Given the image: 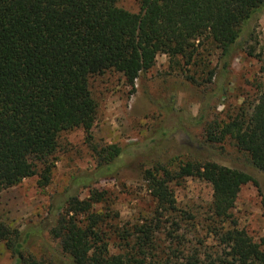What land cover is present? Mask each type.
<instances>
[{"label":"trees","instance_id":"trees-1","mask_svg":"<svg viewBox=\"0 0 264 264\" xmlns=\"http://www.w3.org/2000/svg\"><path fill=\"white\" fill-rule=\"evenodd\" d=\"M118 2L0 0V192L35 175L46 186L50 169L38 166L54 153L60 134L90 132L97 112L89 87L92 76L113 71L133 89L160 54L196 66L202 53L215 50L216 65L205 66V78L187 77L205 87L198 113L178 109L173 100L161 102V126L141 143L94 149L95 170L72 176L62 192L52 194L40 223L19 230L0 219V242L10 253V264H264V240H254L234 217L239 191L252 178L190 159L173 171L160 163L144 170L152 216L121 232L119 252L109 253L112 236L104 226L116 216L93 211L105 192L93 189L81 200V190L129 163L154 157L184 124L207 126L208 143L232 139L264 172V60L247 39L264 0H139L137 13ZM239 51L262 61V75L253 84L255 99L227 121L207 124L209 110L226 94L231 62ZM187 177L212 187L207 231L212 244L196 233L189 238L183 227L189 216L178 209L170 183ZM46 234L58 242L67 263L37 258L29 250Z\"/></svg>","mask_w":264,"mask_h":264},{"label":"rangeland","instance_id":"rangeland-1","mask_svg":"<svg viewBox=\"0 0 264 264\" xmlns=\"http://www.w3.org/2000/svg\"><path fill=\"white\" fill-rule=\"evenodd\" d=\"M119 7L131 12L139 11V0H119ZM249 46L261 54L264 60V10L256 16L248 28ZM198 64H186L181 58L170 59L158 55L154 66L141 73L133 89L126 85L124 78L113 71L89 78V87L97 104L96 119L89 133L83 129L62 132L56 150L44 167L50 169L46 186L39 185V176L23 179L19 184L0 192V219L19 230L35 226L45 219L49 197L62 192L72 176H81L96 168L95 150L104 145L141 143L148 139L162 124L165 114L161 102L173 100L178 109L196 116L204 98V86L194 85L188 76L205 78L206 67L216 65L217 52L201 54ZM178 62V63H176ZM262 61L239 51L231 62L226 94L219 98L209 110L208 123L225 122L235 115L240 107L248 108L255 99L254 81L261 77ZM207 126L192 127L184 124L172 137L161 145L152 158H141L124 168L100 179L90 188L82 189L80 199L89 197L91 190L105 192L104 201L95 204L93 211L116 216L105 226L111 234L109 253L119 252L117 242L124 230L152 216L153 202L147 184L143 179L144 170L160 163L169 170L186 160L214 162L231 169L242 171L252 178L239 191L234 217L239 228L244 229L254 240H264V172L257 170L248 154L240 151L230 138L215 143L205 140ZM113 175H115L113 177ZM179 210L189 216V238L196 233L212 244L207 237L211 224V185L196 177H187L170 183ZM116 214V215H115ZM175 216V215H174ZM186 216H184L185 218ZM114 220V221H113ZM229 227V224L225 225ZM29 248L37 258L55 262L64 261L58 242L49 235L36 240ZM264 249V243H263ZM11 257L5 245L0 242V264H10Z\"/></svg>","mask_w":264,"mask_h":264}]
</instances>
